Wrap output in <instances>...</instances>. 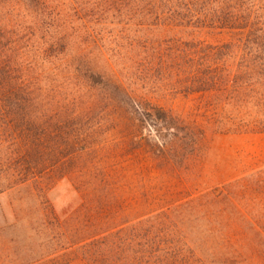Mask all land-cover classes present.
Wrapping results in <instances>:
<instances>
[{
  "label": "trees",
  "instance_id": "trees-1",
  "mask_svg": "<svg viewBox=\"0 0 264 264\" xmlns=\"http://www.w3.org/2000/svg\"><path fill=\"white\" fill-rule=\"evenodd\" d=\"M177 95L264 102V0H0V134L10 145L0 194L30 186L42 198L69 177L108 191L122 144L141 139L173 166L179 133L190 149L191 131L154 96ZM245 128L264 132V109ZM246 182L264 185V171L65 249L84 264H209L229 255L236 225L264 218L238 214L233 192ZM40 205L36 230H59Z\"/></svg>",
  "mask_w": 264,
  "mask_h": 264
},
{
  "label": "rangeland",
  "instance_id": "rangeland-1",
  "mask_svg": "<svg viewBox=\"0 0 264 264\" xmlns=\"http://www.w3.org/2000/svg\"><path fill=\"white\" fill-rule=\"evenodd\" d=\"M200 39L207 44L229 40L226 36ZM154 97L159 106L171 110L191 131V148L185 145V133H179L176 163L171 166L149 157L144 139L133 147L124 142L123 154L108 169L112 172L108 191L83 187L78 177H69L45 190L42 198L30 186L0 194V230L7 231L9 241L6 264H84L81 251L69 254L65 249L70 243L126 225L151 212L185 205L264 171V132L245 128L250 120L259 118L264 102L227 104L209 95ZM145 135L153 139L151 134ZM6 137L0 134V150L10 148ZM244 185L233 192L238 214L253 219L264 217V185ZM41 203L52 208L59 230H36L40 224L36 208ZM201 213L213 211L203 209ZM84 225L95 227L80 234ZM233 232L229 255H218L209 264H264V218L255 228L236 225Z\"/></svg>",
  "mask_w": 264,
  "mask_h": 264
}]
</instances>
